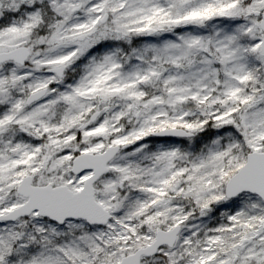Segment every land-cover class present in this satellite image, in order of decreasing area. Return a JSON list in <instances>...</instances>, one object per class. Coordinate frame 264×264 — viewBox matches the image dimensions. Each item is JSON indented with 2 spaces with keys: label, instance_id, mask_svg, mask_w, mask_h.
<instances>
[{
  "label": "snow or ice",
  "instance_id": "6c2138e0",
  "mask_svg": "<svg viewBox=\"0 0 264 264\" xmlns=\"http://www.w3.org/2000/svg\"><path fill=\"white\" fill-rule=\"evenodd\" d=\"M0 264H264V0H0Z\"/></svg>",
  "mask_w": 264,
  "mask_h": 264
}]
</instances>
